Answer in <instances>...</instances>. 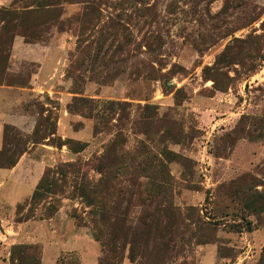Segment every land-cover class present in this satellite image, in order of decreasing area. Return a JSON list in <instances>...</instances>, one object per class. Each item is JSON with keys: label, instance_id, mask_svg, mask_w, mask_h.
I'll return each instance as SVG.
<instances>
[{"label": "rangeland", "instance_id": "rangeland-1", "mask_svg": "<svg viewBox=\"0 0 264 264\" xmlns=\"http://www.w3.org/2000/svg\"><path fill=\"white\" fill-rule=\"evenodd\" d=\"M38 1L58 5L35 17L30 42L1 40L0 92L33 127L9 126L29 137L40 123L39 138L84 148L28 145L53 158H40L37 182L20 168L15 187L0 189V264L13 245L34 247L40 264H81V252L95 264L89 239L97 264H122L130 247L135 264H152L143 239L166 222L164 202L181 220L161 232L174 238L159 264H264V0ZM99 163L117 176L102 185L109 220L97 219L117 249L94 240L80 196ZM189 218L202 226L186 228Z\"/></svg>", "mask_w": 264, "mask_h": 264}, {"label": "trees", "instance_id": "trees-1", "mask_svg": "<svg viewBox=\"0 0 264 264\" xmlns=\"http://www.w3.org/2000/svg\"><path fill=\"white\" fill-rule=\"evenodd\" d=\"M57 4H51V3H45L42 4L37 0V3H34V6L30 8V6H25L21 10L13 9V8H2L0 9V46L2 45V36H8L7 40L8 43H12L13 38L17 35L20 37H23L26 42H30L31 40V34L28 31L32 29V27L35 25V17L44 15V14H51L54 12L56 9L54 8ZM49 9H54V10H49ZM11 45V44H10ZM2 60H0V66H1ZM1 69V67H0ZM40 123L36 125L33 133L29 136H23L18 130H16L14 127L9 126V125H4L3 129V135H2V147L0 149V169H11L13 168L19 158L26 153L28 149V145L32 144H42L45 140L47 142H51V145L60 148L62 146H66L71 152L77 153L81 151L84 148L83 146L80 145V147L73 148L71 147L73 144H77L75 141L71 139H66L62 140L60 137H57L56 140H52L49 138V136L53 135L54 133L51 132L49 135L44 134L42 137H38V134L40 132L39 130ZM11 133H14L11 135ZM118 141L113 142L112 145L117 144ZM113 165L112 166H103L101 163L98 164L96 171L100 175V179L97 182L96 185H94V188L88 187L85 188L79 187L81 191L80 196L87 198V206L91 207L93 211L91 212V216L93 215V218L91 220L92 226H93V238L96 242L101 244L103 247L105 245H110L114 249H117L116 243L117 240H114V238H111L112 240L110 241L109 244L108 242H104L102 240L103 234L101 233V227L100 224H104L106 221L109 219L106 217L107 216V211L106 209V203L104 201V198L102 197V192H103V183H106L107 180L110 178H115L117 176H114L111 173L113 172ZM161 166V164H160ZM162 167V166H161ZM43 181V177L40 179L39 183L35 187V189L31 193V203L36 202L38 198L41 197V194L39 193L41 187L40 184ZM87 190V191H86ZM87 193H86V192ZM89 196L92 197L93 199L90 200ZM161 205V210L162 212L165 213L166 217V222L164 223L163 226H158L157 224H152L151 226L147 227V233L144 236V244L146 245V248L143 250V253L146 254V256L150 259H152L154 262L152 264H159V257H161V251L163 252V248L167 247V241H169L172 238H174V233H169L170 235H167V233H161L163 231L168 232L171 228V222L177 223V221H174L175 219H179V216L176 214H179V211L175 214L174 213V208L171 203H166ZM193 210V209H189ZM177 210H175L176 212ZM55 212L51 213L47 217L52 218ZM174 214V215H173ZM173 215L170 219V216ZM76 221L78 223H81L80 220L74 216ZM97 219H99L100 224H98ZM118 219V218H116ZM189 221V225L186 226L190 229L191 226L200 228L202 225L199 223V220L197 219H187ZM246 228L250 229V224H246ZM191 230V229H190ZM118 239V238H117ZM161 242V243H160ZM136 242H133V245ZM131 244V243H130ZM151 244L152 247L150 250H148V245ZM201 244V242H197L196 245ZM127 243L125 240H121L120 242V247L124 249L126 247ZM110 253L112 250H109ZM116 251V250H113ZM108 252V251H107ZM167 251H164L166 253ZM109 253V252H108ZM128 260L130 263L135 264L136 261V256L132 250V247H130L129 254H128ZM121 260H119L120 264ZM9 264H40V258L36 255L35 253V248L32 246L28 245H13L10 249L9 252ZM99 264H109L108 261L105 259L99 260ZM113 264V263H110Z\"/></svg>", "mask_w": 264, "mask_h": 264}, {"label": "crops", "instance_id": "crops-1", "mask_svg": "<svg viewBox=\"0 0 264 264\" xmlns=\"http://www.w3.org/2000/svg\"><path fill=\"white\" fill-rule=\"evenodd\" d=\"M5 92V91H4ZM4 92H0V149L2 147V135H3V126L4 125H12L20 129L21 131L25 129L26 132L32 129V120L29 115H24V114H10V109L11 106H13V102L7 101L6 95ZM21 101V100H20ZM19 103V102H18ZM50 149V148H48ZM51 149L50 151H52ZM31 151V152H30ZM49 151V150H47ZM44 152L39 149L31 150L29 149V152L24 153L18 160L17 164L11 168V169H0V189L2 187L4 188L3 190L5 191V194H8V190H12L15 185L13 181L15 180L14 176L19 172L20 168H23V171L25 172H30V174L35 173L37 171L36 177L34 178L35 181H38V178L43 174L45 170V165L42 164L43 161L40 160L41 157H47L50 156L49 158H53V152ZM34 156H38L37 160H33ZM32 163H35L37 167H33ZM42 165V166H41ZM47 168V167H46ZM31 171H35L31 173ZM36 186V185H35ZM35 188V187H34ZM11 193V191H10ZM10 198V195L7 196ZM11 199H13V196H11ZM77 241V240H76ZM90 241V242H89ZM87 241L88 245H90L93 250H94V259H95V264H97V257H98V248L95 246L94 242H91V239ZM82 254V252H81ZM80 254V260L81 264H83V257ZM122 264H132L128 260H125Z\"/></svg>", "mask_w": 264, "mask_h": 264}]
</instances>
